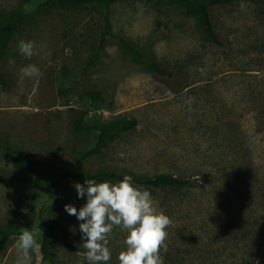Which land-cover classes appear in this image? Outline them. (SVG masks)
Instances as JSON below:
<instances>
[{
  "label": "rangeland",
  "instance_id": "374dc122",
  "mask_svg": "<svg viewBox=\"0 0 264 264\" xmlns=\"http://www.w3.org/2000/svg\"><path fill=\"white\" fill-rule=\"evenodd\" d=\"M43 1L0 0V11L28 16L0 59L8 83L0 85V229L13 233L0 250V264H15L24 228L35 230L41 245V213L60 224L58 243L73 241L78 248L54 249L55 263L87 264L81 221L65 211V205L79 210L86 203L74 187L85 182L65 179L45 189L22 159L28 156L41 176L57 180L93 146L71 130L78 110L88 111L90 122L117 117L139 122L106 153L78 164V173L188 178L201 172L194 192L142 187L173 221L165 264H244L258 249L256 262L264 264V0L212 9L221 46L180 6L120 1L112 7L114 36L92 68L87 60L104 31L102 8L35 12ZM120 38L177 77L150 73L126 54ZM22 39L35 41L39 55L22 56L17 47ZM28 64H36L42 76L22 78L20 70ZM85 90L102 92L103 107L92 106ZM234 224L240 228L232 242ZM125 236L116 229L109 238L110 264H118ZM32 264H42L40 249Z\"/></svg>",
  "mask_w": 264,
  "mask_h": 264
},
{
  "label": "trees",
  "instance_id": "16d2710c",
  "mask_svg": "<svg viewBox=\"0 0 264 264\" xmlns=\"http://www.w3.org/2000/svg\"><path fill=\"white\" fill-rule=\"evenodd\" d=\"M128 0H44L36 9L35 12L41 13L53 10L55 8H79L88 5L101 7L103 10V23L104 31L101 35L99 45L94 49L93 55L87 60V68H92L100 62V58L104 51L106 42L110 37H113L112 28V7L120 2ZM154 2L157 6H180L187 15L192 16L198 20V23L205 34L206 38L213 42L217 46H221L219 35L217 34L212 19V9L218 6H230L237 3H257L262 0H147ZM27 15L20 14L18 12L6 13L0 11V59L5 52L6 45L10 36L16 30L17 26L27 19ZM119 42L123 47L126 54L135 62L142 65L150 73H153L159 77L174 80L177 77V72L166 68L160 64L154 57L147 54L145 51L137 47L131 41L124 38H120ZM0 85L8 87V83L2 73L0 72ZM85 99L92 104L96 109H100L106 103L104 94L100 91L85 90L83 92ZM88 111L78 110L75 112L73 121L71 123L72 132L78 137L89 139L93 142V146L88 148L82 153V155L75 161L69 163L64 172L59 176L57 180L50 181L47 178L41 176L31 159L22 155L23 163L26 166L29 174L37 177L43 187L54 190L58 188L60 183L65 179H71L78 182H85L87 179H94L98 183L108 180L113 183L123 179L125 175H121L115 172H103L98 174H82L76 171V166L95 155H103L109 149V147L116 140L120 139L123 135L133 132L137 129L139 122L135 118L117 117L107 122H90L88 120ZM133 177V183L140 187H146L154 190H176L185 193L194 192L200 187L202 182L201 172L195 171L190 174L188 178H180L174 175H159L156 177ZM205 178V177H203ZM209 181V180H207ZM60 224L57 220L52 219L49 216H45L41 213V220L39 229L42 233V242L40 247V253L42 257V264H56L55 252L56 248H65L66 250L77 251L78 248L73 241L68 243L57 242V232ZM234 232V240H238L239 225H231ZM13 236L10 231L0 229V250L4 249ZM246 238V237H245ZM237 245V243H236ZM217 252L215 251L214 254ZM259 253L255 251V254L249 256L247 260H244V264H260L256 262V255ZM179 259V257H175Z\"/></svg>",
  "mask_w": 264,
  "mask_h": 264
},
{
  "label": "clouds",
  "instance_id": "9594fccd",
  "mask_svg": "<svg viewBox=\"0 0 264 264\" xmlns=\"http://www.w3.org/2000/svg\"><path fill=\"white\" fill-rule=\"evenodd\" d=\"M17 47L27 59L39 55L35 41L22 39ZM20 71L22 78L42 76L36 64H28ZM74 187L80 198L87 197L86 203L79 210L65 205V211L81 221L82 255L87 264H110L109 238L116 229L126 234V247L118 254V264H165L167 229L173 221L157 209L150 190L135 185L131 175L115 183L87 179ZM37 236L35 230L23 229L15 244V264H32L33 253L38 254L41 247Z\"/></svg>",
  "mask_w": 264,
  "mask_h": 264
}]
</instances>
